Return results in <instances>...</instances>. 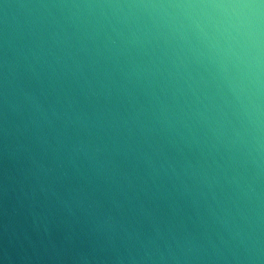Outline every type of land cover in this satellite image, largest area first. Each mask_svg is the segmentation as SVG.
I'll return each instance as SVG.
<instances>
[{
	"label": "water",
	"instance_id": "1",
	"mask_svg": "<svg viewBox=\"0 0 264 264\" xmlns=\"http://www.w3.org/2000/svg\"><path fill=\"white\" fill-rule=\"evenodd\" d=\"M0 264H264V0H0Z\"/></svg>",
	"mask_w": 264,
	"mask_h": 264
}]
</instances>
